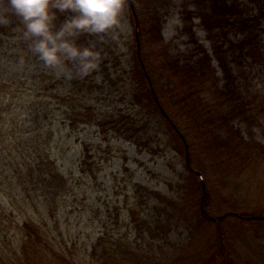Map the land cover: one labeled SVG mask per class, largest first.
Listing matches in <instances>:
<instances>
[{"label": "rangeland", "instance_id": "374dc122", "mask_svg": "<svg viewBox=\"0 0 264 264\" xmlns=\"http://www.w3.org/2000/svg\"><path fill=\"white\" fill-rule=\"evenodd\" d=\"M50 10L54 32L71 19L66 10ZM130 12L124 0L118 23L91 33L95 42L86 40L98 56L79 76L84 83L74 82V59L51 67L39 57L22 18L0 32L5 254L15 249L11 241L28 219L62 239L75 264L92 262L97 243L118 257L127 252V264H206L220 226L200 222L197 162L205 168L209 215L221 217L232 205L254 214L250 201L260 171L255 178L250 171L264 162V11L235 25V8L217 0L216 21L209 24L172 3L147 22L141 52L170 115L190 119L196 162L137 82ZM74 33L65 38L73 42L80 37ZM101 53L111 56L105 66ZM232 98L238 101L233 111L225 103ZM221 229L234 264H263L264 222L231 217Z\"/></svg>", "mask_w": 264, "mask_h": 264}, {"label": "trees", "instance_id": "16d2710c", "mask_svg": "<svg viewBox=\"0 0 264 264\" xmlns=\"http://www.w3.org/2000/svg\"><path fill=\"white\" fill-rule=\"evenodd\" d=\"M217 0H127V3L130 8L131 17L134 21V37L137 42L136 51L132 53V60L135 62L133 67V72H137L138 79L137 82L140 83L143 87H145L146 97L149 99V105L151 108L159 111L164 120L169 125V128L173 130L179 138L183 141L184 149L187 152V155L190 156V162L195 161L194 153L197 150L196 140L189 128L190 119H185L184 113H179L180 119L176 120L172 115H170V110L166 108L163 97L157 94L158 87L153 83L152 78V69L147 64L146 56L141 52L143 47L144 40L147 39L148 36V20L150 16L161 8L170 7L172 3L178 4L184 9H192V12L199 19L212 24L216 21V13L214 12V5ZM229 2L235 8V14L233 17V23L235 25H242L247 23L248 21H252L251 17L256 14L264 11V0H224ZM0 9H5L4 14L9 17V22L4 26H0V32L3 33L6 29L15 25V23L19 22L21 17L14 14L11 9L7 8V0H0ZM66 12L70 13L71 17L74 13L71 10H66ZM80 34L78 39H75L73 43L77 44L80 48L85 47V43L88 41L90 44L95 42V39L90 35L87 36L86 32L83 30H77L74 34ZM87 37V38H86ZM87 40V41H86ZM103 55L104 62L102 66H105L108 59L111 57L109 53H101ZM116 61L115 66H117L120 62L118 58L113 57ZM96 59V58H95ZM72 68V76L75 82V79L78 78L79 82L84 83V80H80L79 76L83 75L79 70V60L74 59ZM132 96V95H131ZM136 94H133L132 98L137 101ZM226 104L231 107V111L235 110V103L238 101L235 98L227 99ZM224 104V103H223ZM222 103H216L214 107L219 109L223 106ZM224 107V106H223ZM135 119V118H134ZM135 121V120H134ZM138 121V120H136ZM146 125V121L143 122L142 128ZM189 158V157H188ZM195 173H200L202 175V180L195 175L194 178H198L199 182H197V191L196 194H199V203L197 204V212L199 215L200 222L203 224L207 222L208 224L220 226V229L216 231L212 240L210 241L211 248L213 249L212 255L208 259V263L206 264H217L219 260L223 261V264H234L232 258L226 254V250L224 248V231L221 229V223L223 221L228 220L231 217H235L241 220L253 221L260 220V223L264 222V182H262V176H264V162H260V165L250 171L252 177H257L260 171V184L259 180H254V197L255 200H251L250 204L255 205L254 208L251 209V214L248 212V209L241 211V207H237L236 205H232L231 209L228 210L227 214H224L221 217H212L209 215L207 206L210 202L208 190H206V176H205V168L203 165L197 163ZM189 167V159L186 164ZM32 171L31 168L27 170ZM46 179H50L51 175L47 174ZM264 179V178H263ZM244 181V180H242ZM241 180L239 182H242ZM203 186V187H202ZM204 188V189H203ZM260 198V203L258 201ZM260 204V205H259ZM259 205V206H258ZM248 213H247V212ZM18 234L17 240L11 241V244L15 243V249L10 251L8 254L2 252L0 248V264H75L74 259H72L71 254L69 253V248L61 247V241L59 237L52 232L48 228H44L41 224H36L28 219L23 220L21 228L17 230ZM16 233V232H15ZM11 240V238L9 237ZM9 240V241H10ZM92 248V262L89 264H127V252H124V256L118 257L117 253L113 249L103 248L100 246V243ZM228 252V251H227ZM134 253L132 252V259H134ZM140 256L136 254L137 257ZM262 256L264 257V251L262 252ZM86 264V263H84ZM264 264V260H263Z\"/></svg>", "mask_w": 264, "mask_h": 264}, {"label": "clouds", "instance_id": "9594fccd", "mask_svg": "<svg viewBox=\"0 0 264 264\" xmlns=\"http://www.w3.org/2000/svg\"><path fill=\"white\" fill-rule=\"evenodd\" d=\"M124 0H7V8L22 18L26 35L36 37L33 48L51 67H59L65 59H78L79 70L87 74L95 67L98 53L80 48L66 39V33L77 30L102 33L119 21ZM71 10L74 15L57 31L52 30L55 13L50 9ZM0 9V24L9 17Z\"/></svg>", "mask_w": 264, "mask_h": 264}, {"label": "water", "instance_id": "95a60500", "mask_svg": "<svg viewBox=\"0 0 264 264\" xmlns=\"http://www.w3.org/2000/svg\"><path fill=\"white\" fill-rule=\"evenodd\" d=\"M199 177H200V179L202 178L200 174H199Z\"/></svg>", "mask_w": 264, "mask_h": 264}]
</instances>
